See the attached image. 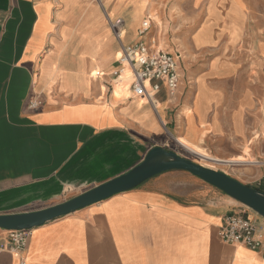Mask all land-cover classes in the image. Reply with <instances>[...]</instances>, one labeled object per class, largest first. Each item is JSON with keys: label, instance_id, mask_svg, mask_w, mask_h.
<instances>
[{"label": "crops", "instance_id": "crops-1", "mask_svg": "<svg viewBox=\"0 0 264 264\" xmlns=\"http://www.w3.org/2000/svg\"><path fill=\"white\" fill-rule=\"evenodd\" d=\"M239 1L238 8L229 0L236 21L246 7ZM146 9L147 0L132 11L118 0H0V215L70 200L171 139L205 159L213 157L202 147L226 160L244 156L253 93L216 78L241 71L233 58L241 49L208 70L183 59L177 94L164 87L157 108L134 96L129 70L116 80ZM201 182L184 171L162 173L32 229L24 251L5 248L8 233L0 230V264H264V219ZM238 212L255 222L259 249L221 240L225 218Z\"/></svg>", "mask_w": 264, "mask_h": 264}, {"label": "rangeland", "instance_id": "rangeland-1", "mask_svg": "<svg viewBox=\"0 0 264 264\" xmlns=\"http://www.w3.org/2000/svg\"><path fill=\"white\" fill-rule=\"evenodd\" d=\"M118 1L132 11L141 0ZM245 3L242 18L236 21L230 18L229 0H147V9L136 28V40L133 42L140 40L139 31L143 22L151 19L149 30L142 36L143 41L154 50L179 53L180 63L189 57L195 59L196 70L203 66L208 70L211 65L232 60L229 53H238L239 49L243 51L244 57L233 56L234 60L244 64L241 71L230 75L219 73L216 78L228 84L232 91L253 93L252 105L246 114L249 126L253 125L254 130L244 142V156L234 155L226 160L202 148L213 158L229 161L243 157L259 163L224 164L210 157L205 159L199 153L183 149L174 139L164 149L258 190L264 184V0H245ZM234 4L241 7L239 0H234ZM226 47H231L232 52H225ZM199 48L204 50L199 52ZM192 52L193 55H189ZM32 103L37 105L35 101ZM201 183L219 195L223 194L204 181Z\"/></svg>", "mask_w": 264, "mask_h": 264}, {"label": "water", "instance_id": "water-1", "mask_svg": "<svg viewBox=\"0 0 264 264\" xmlns=\"http://www.w3.org/2000/svg\"><path fill=\"white\" fill-rule=\"evenodd\" d=\"M169 171H184L218 189L231 199L264 219V192L238 180L182 158L174 151L155 147L145 159L125 174L91 188L61 204L28 213L0 215V230L6 232L32 230L49 222L131 191L148 180Z\"/></svg>", "mask_w": 264, "mask_h": 264}, {"label": "built area", "instance_id": "built-area-1", "mask_svg": "<svg viewBox=\"0 0 264 264\" xmlns=\"http://www.w3.org/2000/svg\"><path fill=\"white\" fill-rule=\"evenodd\" d=\"M150 26L151 19L145 20L139 31L140 40L131 45L123 46V57L120 60L121 69L116 80H120L122 73L129 70L131 73L129 88L134 96L157 108V96L164 87L171 97H174L179 90L181 55L164 50H154L147 45L142 36L149 30ZM123 27L124 22L122 20L112 24V28L117 34ZM36 106V104L31 103L32 108ZM7 233L8 243L5 248L13 252L26 249L31 237V230ZM219 236L228 245L244 246L252 250L261 247V242L257 238L255 222L242 212L230 214L225 218Z\"/></svg>", "mask_w": 264, "mask_h": 264}, {"label": "trees", "instance_id": "trees-1", "mask_svg": "<svg viewBox=\"0 0 264 264\" xmlns=\"http://www.w3.org/2000/svg\"><path fill=\"white\" fill-rule=\"evenodd\" d=\"M259 191H261V192H264V189H258Z\"/></svg>", "mask_w": 264, "mask_h": 264}]
</instances>
